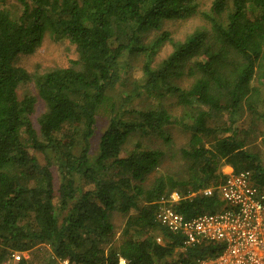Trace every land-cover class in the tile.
I'll use <instances>...</instances> for the list:
<instances>
[{"label":"trees","instance_id":"16d2710c","mask_svg":"<svg viewBox=\"0 0 264 264\" xmlns=\"http://www.w3.org/2000/svg\"><path fill=\"white\" fill-rule=\"evenodd\" d=\"M8 1L0 0V264L17 250L39 257L18 264H118L120 256L128 264H186L219 252L222 243L185 246L181 233L161 226L159 200L182 193L174 208L185 218L215 210L218 190L199 191L223 182L224 165L251 171L264 186L262 157L234 119L264 122V0H211L208 8L203 0ZM199 15L205 24L183 40L169 31L145 39L168 21ZM47 33L77 56L31 73L18 58L35 52ZM166 40L173 49L154 65ZM126 54L147 57L138 95L149 101L140 110L111 104L93 150L98 114L123 79ZM185 75L188 87L175 82ZM29 83L36 92L20 98ZM166 94L177 98L181 115L164 105ZM173 124L190 132L187 145L171 153L183 164L178 174L152 177L165 150L137 141L126 152V142L139 131L168 145ZM118 212L126 216L122 229L113 220Z\"/></svg>","mask_w":264,"mask_h":264},{"label":"rangeland","instance_id":"374dc122","mask_svg":"<svg viewBox=\"0 0 264 264\" xmlns=\"http://www.w3.org/2000/svg\"><path fill=\"white\" fill-rule=\"evenodd\" d=\"M14 0L8 1V6H13ZM203 8L210 7L211 0H203L201 3ZM205 24L202 17L195 16L187 19H177L173 21H168L162 25V27L158 30H154L150 32V34L146 35L145 39L148 41L150 38L152 39L155 35L161 34L164 31H169L170 38L172 40H183L187 37V35L193 32L196 28L201 27ZM173 44L170 40H166L164 44L158 49L157 54L154 57L153 64L157 65L163 58L168 56V54L172 51ZM77 54L74 51V47L69 44L68 41L63 39H55L51 37L49 33L44 36V39L41 45L35 50V52L31 54H23L18 58V64L26 68L31 73L44 71L46 69L55 68L58 66H68L71 63V60L75 59ZM124 64L122 78L121 81L112 89L110 94V100L107 108H101L97 120V128L95 134L93 136L92 144H94V149L98 146V142L101 134L107 128L110 116L112 115L109 109L111 104H114L116 108H119L120 105L125 102L126 109H144L147 101L144 100L145 96L138 95L140 83L144 81L143 77V65L147 61V57L145 55H128L126 54L123 58ZM192 79L187 75L181 76L175 82L182 87H188L191 83ZM133 89L134 90L133 92ZM20 98L24 97L26 93H34L36 92L35 86L33 83H29L27 85H22L19 90ZM159 98V97H157ZM160 99V98H159ZM164 105L171 110V113L179 116L182 114V110L180 105L177 104V98L175 96H171L166 94L163 98ZM126 100H129L128 102ZM153 100V99H152ZM155 100V98H154ZM153 100V101H154ZM37 109V112L43 110L42 104ZM111 107V106H110ZM128 116V115H127ZM236 125L240 127L246 128L249 130V148L251 151L258 152L262 160L264 162V122L262 120H258L256 123H251V119L249 115H235L234 116ZM233 120V118H232ZM167 136L171 138L170 144L163 140V137H159L154 133H143V132H135L131 134L126 142L125 149L128 152L133 148L134 144L137 141H142L144 144H150L154 147L159 146L163 148L166 152L163 163L153 172L152 177L161 172H175L178 174V167L183 164L182 157L180 154H177L175 159H171V153H179L180 147L187 145L188 136L190 132L183 129L179 124H173L166 127ZM187 132L189 134H187ZM224 169L222 168V171ZM59 182L56 180V185ZM221 201V204L217 208H222V205L226 202ZM216 208V209H217ZM215 209V210H216ZM113 220L117 225L122 229L124 222L126 221V216L121 214L120 212L115 213L113 215ZM120 237V230L118 231V235L116 238ZM37 253V251H35ZM13 253H25L27 258L32 260L34 263L39 262V257L29 251H13L9 259L12 260ZM39 254V253H38ZM36 256V257H35ZM43 257V254L39 255ZM9 260L8 262H11Z\"/></svg>","mask_w":264,"mask_h":264},{"label":"built area","instance_id":"2783aa9c","mask_svg":"<svg viewBox=\"0 0 264 264\" xmlns=\"http://www.w3.org/2000/svg\"><path fill=\"white\" fill-rule=\"evenodd\" d=\"M215 189L220 200L226 202L222 208L203 211L191 218H185L174 208L184 197L182 193L173 191L168 197H161L159 224L173 233H181L185 246L210 241L222 243V249L215 255L186 264H264V186L257 185L252 172L244 170L226 173L221 184L206 186L199 192L211 195ZM156 241L166 242L161 233L156 235ZM12 257L11 262L3 264H18L27 255L13 253ZM61 263L72 264L68 259H61ZM118 264H128V261L120 256Z\"/></svg>","mask_w":264,"mask_h":264},{"label":"crops","instance_id":"0c3cea01","mask_svg":"<svg viewBox=\"0 0 264 264\" xmlns=\"http://www.w3.org/2000/svg\"><path fill=\"white\" fill-rule=\"evenodd\" d=\"M222 168L224 169V173H229L233 171V167L230 165H224Z\"/></svg>","mask_w":264,"mask_h":264}]
</instances>
